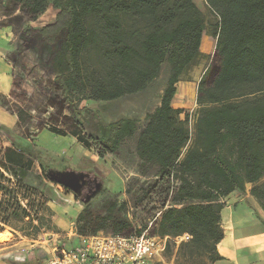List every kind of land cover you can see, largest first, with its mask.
Here are the masks:
<instances>
[{
    "label": "trees",
    "instance_id": "16d2710c",
    "mask_svg": "<svg viewBox=\"0 0 264 264\" xmlns=\"http://www.w3.org/2000/svg\"><path fill=\"white\" fill-rule=\"evenodd\" d=\"M206 2L218 18L216 45L197 87L201 111L195 135L184 157L176 162L190 132L188 121L178 118L180 111L173 101L182 74L201 53L207 29L195 0H0V29L16 37L8 59L25 74L14 75L13 106L5 110L20 119L24 111L16 100H28L26 78L35 77L33 70L38 68L48 76L51 91L39 111L42 101L37 102L33 93L37 103L26 105L27 110H36L40 118L49 105L55 110L50 118L68 124L72 119L62 112L79 114L80 98L111 101L139 93L168 64L160 103L146 114L144 124L132 118L113 121L97 146L98 156L104 158L137 136L136 153L144 165L155 169L156 185L165 197L158 207L161 218L152 223L149 234L169 237L166 254L176 264H213L222 258L217 249L224 237L221 212L230 193L243 194L250 183L251 194L264 209V0ZM50 5L57 9L54 20L41 27L31 25ZM93 50L96 65L87 60ZM29 56L35 59L32 70L25 65ZM36 124L43 128L45 121L39 119ZM52 131L65 135L60 129ZM70 134L91 147L81 130ZM1 145L0 139V232L8 226L34 231L24 234L35 238L42 228L51 229L53 222L46 201H34L39 190L26 183L34 153L16 142L3 149ZM86 171L72 169L62 174L42 168L44 178L83 203L76 219L78 236L103 230L114 235L140 232L136 221L126 216L125 202L106 200L99 210L92 209L90 200L101 191L102 183ZM172 173L178 181L174 186ZM150 210L154 213V208ZM184 233L191 239L177 243L175 238Z\"/></svg>",
    "mask_w": 264,
    "mask_h": 264
},
{
    "label": "rangeland",
    "instance_id": "374dc122",
    "mask_svg": "<svg viewBox=\"0 0 264 264\" xmlns=\"http://www.w3.org/2000/svg\"><path fill=\"white\" fill-rule=\"evenodd\" d=\"M201 9L207 29L201 45V53L188 69L182 74L177 85L178 96L173 101L178 111L180 120H189L190 116L197 117L201 107L197 103V87L201 76L208 67L216 45V25L218 18L209 8L206 0H195ZM57 9L50 5L36 21L31 25L41 27L52 22ZM16 45V37L7 29H0V76L8 75L10 67V89L8 92L0 91V139L1 148L12 145V142L22 144L34 153V167L30 172L26 183L39 190L36 198L46 201L52 210L50 216L53 222L51 229L42 228L35 238H30L24 233L34 231H16L5 227L0 232V263L2 264H41L54 257V248L73 246L78 241L76 219L83 208L73 193L63 186L53 183L42 175V168L52 167L57 170L75 169L92 170L104 179L102 189L90 200L92 209L99 210L106 200H117L127 204L126 216L130 212V218L142 229H146L150 219L160 209L161 201L165 199L160 188L156 185V172L154 168L144 165L135 150L137 136L125 140L120 150L115 154H108L104 158L98 156L100 147L97 146L102 137L107 135L111 122L120 118H132L138 120L140 125L145 122L146 114L155 110L160 103V98L168 78V64L163 65L161 73L148 87L130 97H121L111 101H95L80 98L77 103L81 109L79 114H70L65 109L62 115H68L72 122L60 124L51 119L55 111L53 107L46 106V112L40 118L36 110H27L30 103L39 104L38 111L44 108L45 96L50 92L48 76L44 75L42 68L33 70L37 75L26 78L28 85V100H16L20 105L21 119L17 114L9 113L5 109L12 108L11 89L14 75L25 77L19 67H13L8 59V52ZM11 48V49H10ZM10 49V50H9ZM4 53V58H3ZM97 53L91 51L87 60L91 64H97ZM28 69L35 65L33 56L27 57ZM9 85L5 82L4 89ZM36 94L37 102L32 100ZM8 99L9 102L4 101ZM78 99V98H76ZM29 115V117L27 116ZM39 119H44L45 125L39 128L36 124ZM20 123V128L17 125ZM30 125L27 131L26 126ZM2 127V128H1ZM60 129L65 135H59L52 131ZM81 130V135L91 143L86 147L78 138L70 134L73 130ZM3 153L0 151V157ZM5 175L16 181L15 176L5 171ZM264 178L261 180L263 181ZM174 186L173 181H171ZM143 189L149 191L143 193ZM29 197L30 194L28 193ZM32 199V198H31ZM142 204H140L141 202ZM52 207V208H51ZM60 208L59 210H56ZM154 208V213H151ZM33 212V210H32ZM44 212V211H43ZM129 217V216H128ZM36 223V222H35ZM105 234L109 233L103 230ZM176 248L172 246V253ZM176 264V263H175Z\"/></svg>",
    "mask_w": 264,
    "mask_h": 264
},
{
    "label": "built area",
    "instance_id": "2783aa9c",
    "mask_svg": "<svg viewBox=\"0 0 264 264\" xmlns=\"http://www.w3.org/2000/svg\"><path fill=\"white\" fill-rule=\"evenodd\" d=\"M195 124L196 117L190 116L187 122L190 140L182 148L176 162L184 157L195 135ZM173 177L172 173L171 180L177 185L178 181ZM161 212L158 210L155 213L146 229L138 226L141 231L130 235L105 234L100 231L94 235L78 236V241L73 246L54 248V257L41 264H169L166 254L169 237L149 234L152 223L161 218ZM130 214L128 212L129 218ZM190 239L191 235L184 233L176 237L175 241L179 243ZM58 254H61V257Z\"/></svg>",
    "mask_w": 264,
    "mask_h": 264
},
{
    "label": "crops",
    "instance_id": "0c3cea01",
    "mask_svg": "<svg viewBox=\"0 0 264 264\" xmlns=\"http://www.w3.org/2000/svg\"><path fill=\"white\" fill-rule=\"evenodd\" d=\"M2 56L4 58V53ZM8 69V75L0 76V91L5 93L9 91L11 82L10 67ZM5 82L9 85L4 89ZM177 96L176 93L174 101ZM251 187L252 184L248 183L245 193L234 191L224 199L225 206L221 212L224 237L217 245L222 258L213 264H264V209L251 194ZM168 261L175 264L174 257Z\"/></svg>",
    "mask_w": 264,
    "mask_h": 264
},
{
    "label": "flooded vegetation",
    "instance_id": "af4514ba",
    "mask_svg": "<svg viewBox=\"0 0 264 264\" xmlns=\"http://www.w3.org/2000/svg\"><path fill=\"white\" fill-rule=\"evenodd\" d=\"M48 168H50V170H52V171H62V174L65 173V172H67L68 170H72V169L57 170V169H54V168H52V167H48ZM86 173H87L88 175L92 176L98 184H101V183H102V185H103V183H104V179H103L100 175H98L96 172H94V171H92V170H87ZM69 179L72 180L75 184H78V183H79L76 177L70 176ZM86 192H87V191H86ZM86 192H85V193H86ZM99 192H100V191H99ZM97 193H98V192H97Z\"/></svg>",
    "mask_w": 264,
    "mask_h": 264
},
{
    "label": "water",
    "instance_id": "95a60500",
    "mask_svg": "<svg viewBox=\"0 0 264 264\" xmlns=\"http://www.w3.org/2000/svg\"><path fill=\"white\" fill-rule=\"evenodd\" d=\"M61 257V254H58Z\"/></svg>",
    "mask_w": 264,
    "mask_h": 264
}]
</instances>
